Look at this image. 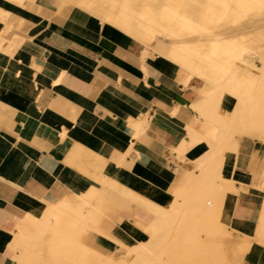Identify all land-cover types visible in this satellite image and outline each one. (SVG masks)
Returning <instances> with one entry per match:
<instances>
[{
  "label": "crops",
  "instance_id": "0c3cea01",
  "mask_svg": "<svg viewBox=\"0 0 264 264\" xmlns=\"http://www.w3.org/2000/svg\"><path fill=\"white\" fill-rule=\"evenodd\" d=\"M83 1L0 0V264H77L34 240L35 232L45 230L37 220L46 222L52 206L101 188L76 163L75 146L107 161L104 176L160 205L169 204L179 186L189 193L197 187L192 151L181 143L201 125L203 79L148 52L110 22L126 0ZM256 69L251 96L261 83ZM259 113L236 114L231 142L219 150L221 173L232 179L222 207L231 264H264V233H257L264 224L261 107ZM92 207L99 215L88 224L112 223L103 235L79 231L76 242L87 257L130 246L118 236L147 238L142 227L124 225L133 218L151 223L144 206L109 190ZM245 221L247 231L239 228ZM68 227L71 236L75 229ZM238 242L247 243L246 251Z\"/></svg>",
  "mask_w": 264,
  "mask_h": 264
},
{
  "label": "bare ground",
  "instance_id": "6f19581e",
  "mask_svg": "<svg viewBox=\"0 0 264 264\" xmlns=\"http://www.w3.org/2000/svg\"><path fill=\"white\" fill-rule=\"evenodd\" d=\"M233 1L237 0H126L120 9L119 17L110 20L113 25H117L125 33L138 38L147 48L152 47L162 52V55L167 59L188 71L191 77L203 79L204 97L200 106H197L198 109L196 108L199 111L198 114L202 116L201 125H195L189 129L187 141L184 140L181 145L184 147V151H186L185 148L192 151V169L196 173L203 170L202 172L207 174L206 178L211 180V175H214L216 167L218 168L216 173L220 178L224 155L219 158V150L223 151L228 144V138L226 139L225 136L233 134V121L236 114H239V108L247 109L250 103L256 102L264 109V51H257L264 44L263 32L259 23L260 18H264V0H255L257 4L250 0H238L239 2L237 1L235 4ZM241 13H246L247 16L249 14L250 20L235 27L234 24ZM222 34H227L224 40L219 39ZM256 67L260 68L261 83L255 96H251L249 89L255 77L252 73L250 74V70ZM2 108L5 107L2 106ZM243 115L239 114L238 116ZM210 124L214 127L213 131L209 130ZM65 135L64 130L60 132L61 137ZM216 140L222 144L219 146L217 143V148L214 147ZM74 153L76 163L89 172L87 174L92 176L101 187L121 194L148 210L149 215L153 217L150 225L153 228L152 235L157 238V241L154 242L156 244L160 245L164 241L168 227L177 220L183 208H193V212L196 210L201 215L212 217L214 220L216 218L214 215H217L218 211L220 214L222 213V206L218 204V195L220 196V192L222 194L223 190H227L224 185L218 189L217 186H214L215 183L208 185L206 181L198 179L194 193H189L179 186L174 194V199L167 205H160L104 176L102 169L107 161L89 149L78 145L75 146ZM205 175L202 176L205 177ZM220 179L224 183L229 182L226 179ZM99 190L101 191V188L92 187L91 193H96ZM89 200L87 194L84 197L75 195L66 198L59 205L52 206L51 211L49 209L48 222L37 220L45 228L43 232L38 231L34 234V240L38 242L39 247L40 245L49 247L52 251L62 253L61 256L63 255L71 262L84 264L88 250L76 242L78 237L77 239L73 238L61 230L60 225L63 223V218H66L67 221L68 219L76 221L79 224L97 219L99 212L92 207L93 200ZM209 224L206 231L209 234H216L213 231L214 222ZM58 226L59 228H57ZM79 229H75V233L78 234ZM161 245L159 247H163ZM158 250L162 251L164 247L157 249V252ZM139 251L137 252L139 253ZM110 262L114 263L111 259Z\"/></svg>",
  "mask_w": 264,
  "mask_h": 264
},
{
  "label": "rangeland",
  "instance_id": "374dc122",
  "mask_svg": "<svg viewBox=\"0 0 264 264\" xmlns=\"http://www.w3.org/2000/svg\"><path fill=\"white\" fill-rule=\"evenodd\" d=\"M237 1H233V3L235 4V2H237ZM250 1H252V3L254 2V4H257L255 0L254 1L250 0ZM98 5L99 4H96V7L92 8V9L94 10L95 8H98ZM246 13L245 14L241 13L239 18L236 17L238 19H237L236 24H234L235 27H237V25L239 26L243 22H247L250 20L249 14L247 16ZM259 23H260V27L262 28V32H263L262 36L264 39V18L263 19L260 18ZM106 26H109V25H106ZM226 37H227V34H222L219 37V39L224 40ZM255 44H257V42H255ZM246 47H247V45H246ZM151 48L152 47H149L148 52H151L152 54L157 52L159 55L163 56L162 52H160L157 49H154V48L151 49ZM260 50L262 51L261 48L257 49V51H260ZM256 68L251 69L250 74L252 73V75H253V73L257 70ZM254 84H255V80L252 81V84H251L249 90H251L253 88ZM249 110L254 111L257 116H260V113H259L260 106L257 105L256 102H252L250 107L247 109L239 108V114L240 115L246 114L247 112H249ZM262 110H264V109H262ZM243 112H245V113H243ZM201 118H202V116H201ZM211 129H212V131L214 130V127L212 124L209 125V130L211 131ZM261 133L264 134V131H261ZM232 135L225 136L226 139L228 138V142H231ZM217 143H219V140L218 141L216 140L215 146H214L215 148L218 147ZM216 145H217V147H216ZM217 169L218 168L216 167L214 170L215 171L214 175H211L212 180L210 178H206L207 174L203 173L202 172L203 170L200 171L199 173H193V174L195 175L197 181H198V179L206 181L208 183V185L209 184L212 185L215 183L214 186H217L218 189L220 186L224 185L225 188L229 191L231 189V185H232L231 177L227 178L224 175V173H221V176L230 180L227 183L222 182V180L218 177V174L216 173L218 171ZM199 174H202V175L206 174V175L204 177L202 175L199 176ZM227 190H223L222 194L220 192V196L218 195V204L222 207H224V204L226 202L225 193L227 192ZM106 192H109V190L107 188L101 187V191L99 190L96 193H93L91 196H89V199H90L89 201L93 200L92 203H99L100 198ZM118 197L121 199H124L126 201V199L124 197H122V196H118ZM188 209L187 208L181 209V213H179L180 216L177 217V220L179 222L176 220L174 223H172L168 227V229L166 231V237L163 239L164 241L162 240L163 242L160 243V245L163 244L161 246L164 247V250H162V251L158 250V252H157V249H163V247H159L160 246L159 243H157V244L154 243L157 241V238L154 235H152L153 228H152V225H150V223H149L150 218L146 219V220H142V221H139V220L133 218L132 220H129V221L126 220L124 222L125 228H127V227L129 228L132 226H134V227L139 226V227H142L143 229L147 230L148 235H147V238L145 239V241L142 238H136L135 235L130 234V233L129 234L132 237L125 236V235H123V238L119 237V236L118 237L115 236L118 239H120L121 241H123L125 244H127V245L129 244L130 246H125V245L120 244L121 245L120 250H119V253H117V254H108L107 255V254H102L100 252L97 253L98 251L96 253L93 252L94 256L92 255L91 257H87L86 264H106V261L108 262L107 264H121V263H123V264H156V263L159 264V262H161V264H231L232 263V257H230L228 255V252L226 251L227 248L225 246L226 244H225V241L223 239L226 236H230V233L226 230V224L227 223L224 220V215L222 213L220 214L218 211L217 215H214L216 217V218L214 217L215 218V220H214L212 217H208V216L203 215V214L201 215V213L197 212L196 210L193 212L192 211V210H194L193 208L190 209V207H188ZM200 216H201V218H199ZM210 218H212V219H210ZM212 220L215 224L214 225L215 228H213V231L216 234H209L206 231L208 224L213 223ZM46 221L48 222V220H46ZM62 222L63 223H61V224L64 226L61 225L62 228L60 226V229L64 230V231H65V228L66 229L69 228L68 225L71 226V229H79V228L81 229L83 227V229H81V230L79 229L81 236L86 235L88 230H93L96 234L103 235L102 229L104 228V225L112 223L110 218L107 220L101 219V220L97 221L95 224L96 225L95 227L91 226L88 223H80L79 224L76 221L69 220V219L67 221L66 218H63ZM216 224H218L219 226L217 225V227H216ZM79 226H82V227H79ZM217 228H218V230H217ZM239 228H241L244 231H247V229H248L247 222L245 221L242 225L239 226ZM257 233H258V235H260V237H262V234L264 233V224H261L257 228ZM71 236L73 238L77 239L79 234L72 232ZM109 242H111L113 245L117 246L116 244H114V242H112V241H109ZM164 245H166V246H164ZM142 246L144 247L145 252H144ZM238 246L243 252V251H246L248 245H247V243L238 242ZM156 247H159V248L156 249ZM147 248H148V250H147ZM137 249L140 250L139 253L137 252L138 251ZM142 250H143V252H142ZM152 250H154V251L152 252ZM142 253L145 256H142L143 255ZM110 259L112 261H115V262L111 263ZM159 259H160V261H159Z\"/></svg>",
  "mask_w": 264,
  "mask_h": 264
}]
</instances>
